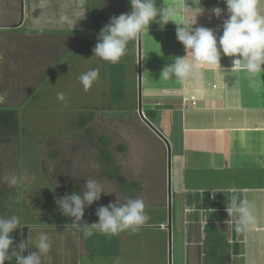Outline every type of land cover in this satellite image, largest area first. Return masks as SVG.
I'll list each match as a JSON object with an SVG mask.
<instances>
[{"label": "crops", "instance_id": "0c3cea01", "mask_svg": "<svg viewBox=\"0 0 264 264\" xmlns=\"http://www.w3.org/2000/svg\"><path fill=\"white\" fill-rule=\"evenodd\" d=\"M127 4L130 12L128 0ZM258 4L264 14V0H258ZM156 6L158 10L173 8L172 19L176 21L196 18L195 27L213 29L217 37L222 35L223 20L228 15L223 0H156ZM217 6L224 9L221 17L211 11ZM93 16L89 9V18ZM94 17V24H102L103 14ZM176 29L175 21L161 24L157 17L140 35L141 92L147 110L156 111L153 120L158 122L160 132L156 130L161 135L149 127L164 148L169 145L176 176V182L173 181L176 209L175 213L171 212V264H264V72L252 75L242 68H232L235 58L222 54L221 67L204 66L199 83L193 79L181 83L174 76L165 79L161 74L163 68L172 64L175 57L186 55L176 38ZM135 52L137 56V39ZM98 117L126 118L120 112ZM91 118L87 116L86 120ZM164 167L163 193L159 192L160 197L155 201L147 198L149 192L142 185L138 193L127 196L117 191L108 200L102 194L100 202L105 206L110 202L119 205L128 198H141L145 208L155 204L161 216L149 217L141 228L149 232L147 236L134 242L128 238L133 232H122L113 236L117 239L115 247L120 252L125 246L128 252L133 247L142 249L141 242H146L151 234H164L163 245L148 246L152 252L164 246L160 261L168 264V237L164 232L168 224L167 163ZM134 175L129 181L139 182V172ZM233 198L247 201L255 217V224L248 230L237 232L238 217L229 216L226 210ZM68 222L60 220L56 225H39V228L54 231L74 228L70 237L77 235V253H87L93 238L85 237L80 226ZM111 255L108 256H114ZM132 256L133 264L143 260L136 254ZM70 261L78 264L77 257L75 263ZM125 262H128L126 258Z\"/></svg>", "mask_w": 264, "mask_h": 264}, {"label": "rangeland", "instance_id": "374dc122", "mask_svg": "<svg viewBox=\"0 0 264 264\" xmlns=\"http://www.w3.org/2000/svg\"><path fill=\"white\" fill-rule=\"evenodd\" d=\"M89 5L94 16L103 14L102 24H94L96 19L93 16L89 18L86 30L83 28L76 33L54 32L52 36L56 40L51 43L55 55L52 67L45 69L36 79V86L29 93L31 96L17 104L10 102L7 97V103L0 104L1 110H11L17 118V129L0 137V177L15 175L18 180L15 186H9L0 179L1 210H4L0 212L15 215L19 220V228L11 233L15 255L5 264H16V258L21 255L23 225H38L31 228L53 232L47 230L50 228H39V225L50 226L60 220L74 224L72 218L60 213L57 200L71 194L73 187L77 194H82L86 190L85 182L89 179L97 180L105 191L111 192L103 195L108 200L117 191L126 196L138 193L142 185L149 192L147 198L151 202L160 197L159 192L163 193L167 148L142 121L137 109V56L134 53V41L128 43L126 54L116 64L93 56L100 30L109 23L112 16L129 12L127 0H89ZM66 9L70 10L64 5L61 13L65 14ZM74 34L79 35L78 38H72ZM91 69H99V76L92 87L85 91L79 77ZM59 92L65 93V101L57 99ZM141 107L143 112L148 109L144 104L143 92ZM117 112L126 118H97L101 114L111 116ZM87 116L92 118L86 120ZM149 122L160 132L157 121ZM100 150L107 151L111 160L107 161V156H103ZM137 171L139 182H130V177H136L134 174ZM107 172L121 173L124 176L120 180L121 184L116 176L110 178ZM175 177L171 161L172 213L176 209V193L173 191ZM101 200L85 209L80 222L82 225L98 221L95 212L102 205ZM145 212L149 217L161 216V212L155 210V204L145 208ZM164 232H167L168 237V230ZM148 233L140 229L128 238L136 242ZM89 237L93 238L92 244L87 253H77L78 264H133L132 254L143 259L135 264L163 263L160 259L164 257V246L152 252L148 245L156 243L154 248L157 244L163 245L164 234H151L146 242H141L142 249L131 244L133 248L129 252L126 246L120 252L119 247H115L117 239L113 236L111 238L93 230ZM56 240L58 242L50 247L48 264H52L53 257L60 252L59 238ZM72 244L66 243L69 246ZM65 247L72 255L71 248ZM31 251L35 249L29 245ZM111 254L116 257L113 258ZM124 258L128 262L123 263ZM70 260L66 257L59 263L72 264Z\"/></svg>", "mask_w": 264, "mask_h": 264}, {"label": "clouds", "instance_id": "9594fccd", "mask_svg": "<svg viewBox=\"0 0 264 264\" xmlns=\"http://www.w3.org/2000/svg\"><path fill=\"white\" fill-rule=\"evenodd\" d=\"M223 2L228 15L223 20L222 35L217 37L213 29L203 26L195 27L196 18L180 21L172 19L175 15L174 9L168 7L158 10L156 0H130L131 11L112 16L109 23L100 30L97 43L93 48V56L112 64L118 63L126 54L128 43L142 35L150 22L159 17L161 24H166L170 20L176 22V38L182 43L186 52V55L175 57L172 64L163 68L161 74L165 79L174 76L181 83L188 79L199 83L203 79L204 66L221 67L222 54L235 58L232 68H242L252 75L264 72V14L260 11L258 0H223ZM211 11L216 17H221L224 9L217 6ZM84 13L85 11L81 15L80 12H76L71 17L61 15L58 23L61 26H68L72 31L77 22L84 17ZM3 59V55L0 54V62H3ZM241 61L244 62L243 65ZM98 76L99 69H91L80 75L79 80L85 91L92 87ZM6 98V92H0V104L5 103ZM57 99L65 101V93H57ZM0 179L9 186H15L18 182L15 175H7ZM85 189L82 194L73 192L57 200L60 213L72 218V222L81 227L85 237L91 236L93 230L109 236L125 231L135 233L149 221L143 199L128 198L123 204L110 202L106 206H99L95 212L98 221L91 225H82L80 222L85 209L100 200L102 194L111 193L105 191L103 185L95 179L87 180ZM226 210L229 216L238 217L237 232L248 230L256 222L247 201L238 202L233 198ZM17 228H19L17 216H0V264L11 261V257L15 255L11 233ZM34 231L36 235L29 237L28 244L35 251L29 252L26 256H18L16 264H48V253L51 247L49 236L46 232ZM23 246L25 248L28 245Z\"/></svg>", "mask_w": 264, "mask_h": 264}, {"label": "flooded vegetation", "instance_id": "af4514ba", "mask_svg": "<svg viewBox=\"0 0 264 264\" xmlns=\"http://www.w3.org/2000/svg\"><path fill=\"white\" fill-rule=\"evenodd\" d=\"M89 0H2L0 2V92L16 104L30 97L37 78L52 67L55 57L51 44L54 32H80L87 18L80 19L71 31L58 23L61 15L83 14ZM64 5L67 8L64 13ZM67 11V13H66ZM38 22V23H34ZM48 34V35H46ZM77 37L79 35H71ZM22 74V76H19ZM16 76V78H15ZM8 101V100H6ZM7 103V102H5ZM32 226V225H31ZM29 227V229H33ZM46 227V226H43ZM48 228V227H47ZM56 253V257H67ZM53 257L52 264H59ZM68 258V257H67Z\"/></svg>", "mask_w": 264, "mask_h": 264}, {"label": "water", "instance_id": "95a60500", "mask_svg": "<svg viewBox=\"0 0 264 264\" xmlns=\"http://www.w3.org/2000/svg\"><path fill=\"white\" fill-rule=\"evenodd\" d=\"M85 17L87 18V23L89 22V7H85ZM70 29V28H69ZM137 47H138V53H137V99H138V112L140 115V118L146 122L148 126H150L156 133L161 135L149 122V120L144 116L142 107H141V65H140V36L137 38ZM167 146V209H168V224H167V230H168V264H171V151L169 145ZM31 225L25 224L21 227V255H28L29 253V236L30 237H35L36 231L34 230H39L38 228L34 229H29ZM48 230V229H47ZM67 231V232H65ZM74 231V228H59L56 229V231H46V233L49 236V242H51V246L54 242H58L56 239L59 238V243H60V248L58 251H60L62 254L65 255L67 254L68 259H72L75 263L76 257H77V235L75 238L70 237V232ZM44 232V231H43ZM67 233V234H66ZM69 234V235H68ZM72 242L73 244L71 245V252L72 255H70L69 251H66L64 246L62 244H66L67 242ZM62 243V244H61ZM23 245H28L27 247L24 248ZM69 248V245H68ZM69 248V249H70ZM55 258V257H54ZM56 262L62 263V259L55 258ZM59 263V264H60Z\"/></svg>", "mask_w": 264, "mask_h": 264}, {"label": "trees", "instance_id": "16d2710c", "mask_svg": "<svg viewBox=\"0 0 264 264\" xmlns=\"http://www.w3.org/2000/svg\"><path fill=\"white\" fill-rule=\"evenodd\" d=\"M128 2H130V1L128 0ZM115 97H116V95H115ZM144 114L152 122V120L155 118L156 111L146 109L144 111ZM14 129H17V118H16L15 113L11 110H1L0 109V137L5 136L8 131H13ZM100 152L103 156H107L106 157L107 161L111 160L107 151L100 150ZM107 175L112 176V177L116 176V178L119 180V182H120L121 178L124 177L119 172H117V173L107 172ZM120 184H121V182H120ZM73 192L77 193L75 187H73ZM1 207H3V204H2V201L0 200V210H1ZM1 211L4 212V210H1ZM3 212H0V216L9 217V215L7 213H3ZM59 223H61V222H59ZM63 223H65V222H63Z\"/></svg>", "mask_w": 264, "mask_h": 264}]
</instances>
